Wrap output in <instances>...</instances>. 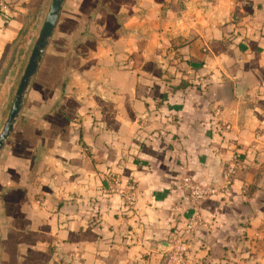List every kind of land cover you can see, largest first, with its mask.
<instances>
[{"label": "crops", "instance_id": "obj_1", "mask_svg": "<svg viewBox=\"0 0 264 264\" xmlns=\"http://www.w3.org/2000/svg\"><path fill=\"white\" fill-rule=\"evenodd\" d=\"M6 1L0 78L35 0ZM184 177L215 190L184 264H264V0H66L0 152V264H160Z\"/></svg>", "mask_w": 264, "mask_h": 264}, {"label": "built area", "instance_id": "obj_2", "mask_svg": "<svg viewBox=\"0 0 264 264\" xmlns=\"http://www.w3.org/2000/svg\"><path fill=\"white\" fill-rule=\"evenodd\" d=\"M7 1L0 0V11L3 12L7 9ZM237 169L236 161H230L225 167L223 180L225 185L230 184L234 178ZM119 180L115 178L113 181V188L118 192ZM180 187L183 192V201L188 204L189 216L187 223L184 226L182 234L175 238L166 249L163 259L160 264H184L186 248V237L196 232L202 225V217L200 214V206L203 201L208 199L215 193L214 189L202 187L195 183L190 177H184L181 180ZM124 204L128 207H132L135 200V187L133 184L128 185L125 189L119 190Z\"/></svg>", "mask_w": 264, "mask_h": 264}, {"label": "rangeland", "instance_id": "obj_3", "mask_svg": "<svg viewBox=\"0 0 264 264\" xmlns=\"http://www.w3.org/2000/svg\"><path fill=\"white\" fill-rule=\"evenodd\" d=\"M50 1L51 0H35L28 7L26 21L24 23V28L21 32L20 38L18 41L14 42L10 50L7 62L8 64L5 70L2 72V76L0 78V94L2 98L1 104L3 105V112L0 118V129L2 128V125L9 112L14 93L27 64L33 45L37 39ZM59 49L65 50L66 47H60ZM34 80L31 86L34 83ZM59 84L60 82L57 83V86H59ZM134 206L135 204L132 207H126L130 210H133Z\"/></svg>", "mask_w": 264, "mask_h": 264}, {"label": "water", "instance_id": "obj_4", "mask_svg": "<svg viewBox=\"0 0 264 264\" xmlns=\"http://www.w3.org/2000/svg\"><path fill=\"white\" fill-rule=\"evenodd\" d=\"M66 0H51L44 21L24 68L7 117L0 130V152L12 134L24 108L29 88L37 75Z\"/></svg>", "mask_w": 264, "mask_h": 264}]
</instances>
